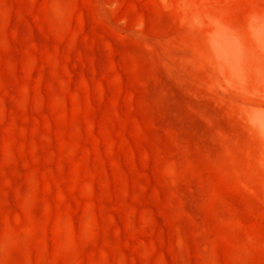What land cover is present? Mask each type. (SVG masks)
<instances>
[{"label":"rangeland","instance_id":"1","mask_svg":"<svg viewBox=\"0 0 264 264\" xmlns=\"http://www.w3.org/2000/svg\"><path fill=\"white\" fill-rule=\"evenodd\" d=\"M256 17L264 0H0V264H264Z\"/></svg>","mask_w":264,"mask_h":264},{"label":"clouds","instance_id":"2","mask_svg":"<svg viewBox=\"0 0 264 264\" xmlns=\"http://www.w3.org/2000/svg\"><path fill=\"white\" fill-rule=\"evenodd\" d=\"M251 30L257 45L264 49V17H256L251 21ZM216 39L212 42L215 58V72L221 85L226 90L244 94V80L235 59L228 55L227 39L222 29L214 26ZM248 121L253 130L264 136V110L252 111Z\"/></svg>","mask_w":264,"mask_h":264}]
</instances>
